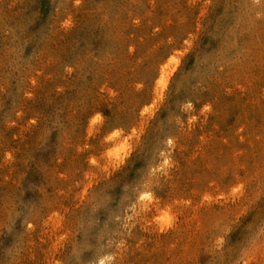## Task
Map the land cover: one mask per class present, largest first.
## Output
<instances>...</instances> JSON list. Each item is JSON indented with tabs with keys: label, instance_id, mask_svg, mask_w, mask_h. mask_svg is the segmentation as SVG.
<instances>
[{
	"label": "rangeland",
	"instance_id": "rangeland-1",
	"mask_svg": "<svg viewBox=\"0 0 264 264\" xmlns=\"http://www.w3.org/2000/svg\"><path fill=\"white\" fill-rule=\"evenodd\" d=\"M0 264H264V0H0Z\"/></svg>",
	"mask_w": 264,
	"mask_h": 264
}]
</instances>
